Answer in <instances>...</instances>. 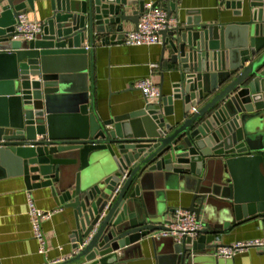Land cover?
I'll list each match as a JSON object with an SVG mask.
<instances>
[{"label": "water", "instance_id": "95a60500", "mask_svg": "<svg viewBox=\"0 0 264 264\" xmlns=\"http://www.w3.org/2000/svg\"><path fill=\"white\" fill-rule=\"evenodd\" d=\"M180 1L154 2L178 17ZM145 2L52 0L32 40L15 29L25 2H0V176L22 174L29 190L49 187L57 204L73 209L74 248L82 247L59 264H124L169 221L160 205L165 186L192 192L186 208L203 225L174 244L176 264L214 251L244 221L264 229V0H247L245 20L178 17L160 32L163 59L168 51L170 70L180 73L173 93L104 119L88 82L95 41L121 42ZM230 5L243 14L242 1ZM175 100L183 119L167 121Z\"/></svg>", "mask_w": 264, "mask_h": 264}, {"label": "crops", "instance_id": "0c3cea01", "mask_svg": "<svg viewBox=\"0 0 264 264\" xmlns=\"http://www.w3.org/2000/svg\"><path fill=\"white\" fill-rule=\"evenodd\" d=\"M1 1L7 3L8 0ZM149 1L156 0H146ZM232 1H242V15L235 14L236 8L230 5ZM14 2H25L24 11L32 20L44 22L53 13L52 0H33V6L28 0ZM189 11L200 15L204 22H230L249 18L247 0H181L178 6L179 20L185 19ZM173 15L177 17V12ZM135 27L132 22L125 23L126 31ZM163 40L164 37L160 33L159 43L149 45H128L118 40L109 43H102L99 39L95 41L94 72L91 75L89 69L88 82L90 85L93 77L96 109L100 117L106 119L144 107L146 98L134 85L140 78L151 77L160 85L164 95L173 93V86L179 81L180 73L170 70L173 65L168 61V51L163 59ZM154 63L158 66L154 67ZM158 98L153 101L157 102ZM183 115L182 102L175 100L174 115L166 116V119L177 122L183 119ZM154 191L156 193L158 190ZM159 191L166 199L164 203L163 197L160 200V205L165 211V220L174 218L176 207H186L191 203L192 192L184 190L181 186H165ZM30 197L38 208L55 210L49 219L42 222L47 239L46 254L40 252V243L34 237L29 214ZM154 201L153 196L149 198L150 204L153 205ZM75 227L73 209L57 204L49 187L29 190L22 174L0 176V264H46L73 256L75 248L72 235ZM151 237L143 240L140 248L131 250L124 264H176L169 258L174 253L173 246L176 241L172 237H156V240L152 241ZM256 238H264V229L257 221L248 220L234 226L223 236L221 244ZM214 253L215 250L208 248L199 250L192 255L189 264H264L262 248L242 251L232 259L216 257Z\"/></svg>", "mask_w": 264, "mask_h": 264}, {"label": "built area", "instance_id": "2783aa9c", "mask_svg": "<svg viewBox=\"0 0 264 264\" xmlns=\"http://www.w3.org/2000/svg\"><path fill=\"white\" fill-rule=\"evenodd\" d=\"M178 23V17L169 15L165 6L155 4L154 1L145 2L143 13L134 29L127 30L122 38V42L128 45H149L159 43V34L161 31L172 28ZM15 29L18 32V38L22 40H32L36 38L43 30V22L32 20L26 11L22 10L17 17ZM86 49L90 48L86 44ZM154 67L157 64H152ZM135 87L141 90L147 102H152L155 98L161 96L162 90L159 84L155 83L151 77L137 79L134 82ZM197 107H192L194 112ZM120 186L116 188L118 191ZM55 210H43L37 207L35 201L29 198V214L33 224L34 237L38 239L40 252L46 254L47 239L43 231L42 222L49 219ZM203 225L197 220L195 212L186 207H176L174 218L164 223V228L153 233V236L172 237L176 242H182L185 238H196L199 235ZM75 249V253L79 251ZM251 248L264 249V238L248 239L236 241L230 244H220L215 249V256L223 259H232L236 254L242 251H248ZM74 253V254H75ZM72 256L61 260L49 261L46 264H59Z\"/></svg>", "mask_w": 264, "mask_h": 264}]
</instances>
